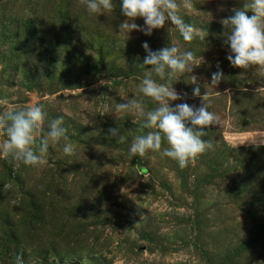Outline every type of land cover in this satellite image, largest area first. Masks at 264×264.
Listing matches in <instances>:
<instances>
[{
  "label": "rangeland",
  "instance_id": "rangeland-1",
  "mask_svg": "<svg viewBox=\"0 0 264 264\" xmlns=\"http://www.w3.org/2000/svg\"><path fill=\"white\" fill-rule=\"evenodd\" d=\"M245 2L177 0L205 37L189 43L171 21L150 36L121 34L122 0L105 15H90L84 0H0V113L40 104L45 132L62 116L75 148L66 156L65 141L50 146L36 168L0 156V189L12 184L0 191L7 264L17 255L24 264H264V145L254 144L264 137V66H231L220 22ZM145 42L192 51L194 68L173 81L182 99L171 106L201 105L194 75L220 117L202 137L214 148L183 169L159 153L130 157L133 139L150 130L114 114L122 97H142ZM218 70L224 79L213 88ZM143 99L146 111L158 106Z\"/></svg>",
  "mask_w": 264,
  "mask_h": 264
},
{
  "label": "clouds",
  "instance_id": "clouds-1",
  "mask_svg": "<svg viewBox=\"0 0 264 264\" xmlns=\"http://www.w3.org/2000/svg\"><path fill=\"white\" fill-rule=\"evenodd\" d=\"M84 3L90 15H105L114 8L113 0H84ZM188 3L190 0H185L184 6ZM181 7L177 0H122L121 13L126 19L118 25V31L128 36L133 31H141L150 36L154 29L163 28L166 21H171L185 42L190 43L197 37L204 39L200 30L184 22L180 15ZM233 11L234 15L220 21L228 29L225 33V43L231 52L227 56L228 61L231 66L243 70L264 66V0H247L242 8ZM248 12L253 14L248 15ZM137 18H143V27L135 22ZM142 47L147 53L142 65L150 66L138 86L142 97H122V102L115 105L114 113L117 118L121 114L132 115L142 120V128L150 130L133 139L129 156L144 157L149 152L159 153L162 157L176 161L181 169L186 168L196 158L214 148L211 140L205 141L202 137L207 135L204 129L220 125V117L209 111L208 94H201L200 84L194 75H191V84L195 85L192 95L201 99V105L196 107L180 103L171 106L172 101L182 99L173 87V81L177 82L178 77L185 73H192L194 68L195 56L192 51H181L177 46L153 51L147 42ZM223 79L221 70L214 72L210 86L216 88ZM101 84L104 82L101 81ZM143 98L151 99L158 106L146 111ZM46 119L47 113L40 104L0 113V137H3L0 140V156L16 167L23 164L36 168L45 163L49 147L62 140L65 141L63 154L75 155V148L67 135L68 129L63 126V117L48 121V130L45 132ZM109 132L112 136L118 135L117 129H109ZM126 140L127 137L119 136L117 143L123 144ZM165 142L167 147H162ZM254 144L256 147L264 145V137H258ZM11 189L12 184L5 183L0 191L6 194ZM15 264H24L21 255L16 256Z\"/></svg>",
  "mask_w": 264,
  "mask_h": 264
},
{
  "label": "trees",
  "instance_id": "trees-1",
  "mask_svg": "<svg viewBox=\"0 0 264 264\" xmlns=\"http://www.w3.org/2000/svg\"><path fill=\"white\" fill-rule=\"evenodd\" d=\"M22 224V223H21ZM6 250H5V247L2 245V246H0V256H1V258H0V260L2 261V263H3V261H4V263L3 264H7V262H8V260H9V258H8V260H6L5 258H4V252H5ZM6 253H7V251H6Z\"/></svg>",
  "mask_w": 264,
  "mask_h": 264
}]
</instances>
